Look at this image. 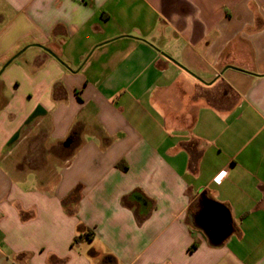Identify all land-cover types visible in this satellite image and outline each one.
Segmentation results:
<instances>
[{
	"label": "crops",
	"instance_id": "crops-1",
	"mask_svg": "<svg viewBox=\"0 0 264 264\" xmlns=\"http://www.w3.org/2000/svg\"><path fill=\"white\" fill-rule=\"evenodd\" d=\"M0 264H264V0H0Z\"/></svg>",
	"mask_w": 264,
	"mask_h": 264
},
{
	"label": "water",
	"instance_id": "water-1",
	"mask_svg": "<svg viewBox=\"0 0 264 264\" xmlns=\"http://www.w3.org/2000/svg\"><path fill=\"white\" fill-rule=\"evenodd\" d=\"M202 205L204 206V210L199 218L200 221L205 218V223L211 225L212 229L221 228L223 223H226L224 211L221 210L214 202L204 198L202 200ZM210 238H212L211 243L215 246L220 245L222 242L218 233H213Z\"/></svg>",
	"mask_w": 264,
	"mask_h": 264
},
{
	"label": "trees",
	"instance_id": "trees-1",
	"mask_svg": "<svg viewBox=\"0 0 264 264\" xmlns=\"http://www.w3.org/2000/svg\"><path fill=\"white\" fill-rule=\"evenodd\" d=\"M90 236H84V237H82V236H77L75 239H74V243L75 242H78V241H80V240H83L84 238H89Z\"/></svg>",
	"mask_w": 264,
	"mask_h": 264
}]
</instances>
